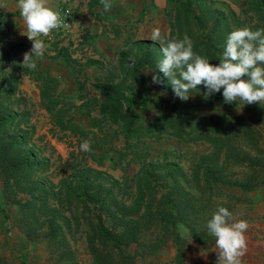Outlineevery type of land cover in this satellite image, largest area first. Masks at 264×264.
I'll list each match as a JSON object with an SVG mask.
<instances>
[{
	"label": "trees",
	"instance_id": "1",
	"mask_svg": "<svg viewBox=\"0 0 264 264\" xmlns=\"http://www.w3.org/2000/svg\"><path fill=\"white\" fill-rule=\"evenodd\" d=\"M165 1L171 17V37L183 40L187 35L193 42V52L213 65L219 64L232 31L248 28L264 32V0H244L240 12L220 8L214 4L215 0ZM94 2L100 3L104 10L101 0H92ZM2 35L0 24V37ZM57 42H53L54 56L63 62L74 60L68 47ZM7 43L19 51L18 43ZM134 43L135 51L129 48L118 53L119 71L124 74L120 81L96 80L92 84L95 93L91 96L87 91L82 92V82H78L81 92L78 95L82 98L79 106H97L99 116L91 115L89 109L86 114L90 125L101 133L98 139L107 142L105 137L114 134L129 143L167 133L182 141L208 142L211 150L197 157L189 173L173 162H151L141 167L134 176V189L128 201L124 195L118 196L125 194L121 192L120 180L97 168L72 169L57 182L41 176L49 169L50 162L32 142L35 128L30 123L31 112L27 105L20 106L25 101L16 94L21 74L36 81L40 104L51 115L54 126L91 142V151L83 152L85 155L98 159L96 150L102 148L103 142L97 140L95 131L86 130L70 114L74 104L57 95V78L50 75L40 61L35 70L29 71L21 67L20 60L11 61L6 55L0 57V195L5 204H18L15 224L29 240L45 242L52 264H84L68 235L81 224H85L89 264H136L137 257L158 251L170 239L177 244L173 263L183 264V239L176 226L183 222L193 235H202L195 221L209 210L212 194L221 190L219 181H227L225 168L247 167L243 177L230 179L228 185L250 189L264 180L262 130L256 122L221 110L209 115L147 116L148 106L155 100L163 101V97L132 96L133 86L142 84L139 76L142 67L146 65L160 76L164 83L159 85L163 89H172L167 78L158 71L163 57L159 54L157 58L156 53H162L161 46L146 39ZM222 92L223 89L194 104L224 103ZM260 111L264 115V106ZM105 126L111 132L105 131ZM251 149L256 153L250 154ZM182 178L199 191V199ZM19 192L26 193V197L20 198ZM91 204L97 206L100 216L104 214L107 223H92ZM0 211L4 217L9 216L1 203ZM0 264L9 262L0 258Z\"/></svg>",
	"mask_w": 264,
	"mask_h": 264
},
{
	"label": "rangeland",
	"instance_id": "2",
	"mask_svg": "<svg viewBox=\"0 0 264 264\" xmlns=\"http://www.w3.org/2000/svg\"><path fill=\"white\" fill-rule=\"evenodd\" d=\"M112 8L103 10L96 16L91 24L84 20L85 34H74V43H70L71 56L74 60L63 62L55 57L53 45L42 39L48 46L40 63L47 67L50 75L57 78L55 92L58 96L73 103L70 114L75 120L88 131L96 132L97 140L101 133L97 127H92L86 110L91 115L99 116L97 106L89 108L79 106L80 97L79 83L82 82V92L87 91L91 96L95 93L92 84L96 80H107L118 82L124 74L120 73L118 67V53L120 50L133 49L135 43L140 40H152L154 30H159L160 38L154 41L162 47H166L169 41L174 40L170 35L171 17L166 11L165 0H109ZM146 2V3H144ZM244 0H215V5L223 9H234L240 12ZM161 3V4H160ZM100 10V8L98 9ZM242 17L244 15H241ZM87 23V24H86ZM0 37V57L5 55L11 61H23V54L32 47V41L21 39L13 41L10 30ZM13 41L19 44V51L11 48L7 42ZM68 42L67 40L63 41ZM163 57V52L156 53V57ZM7 67V66H6ZM264 67V66H262ZM153 70L143 66L139 76L142 84L133 86L131 94L135 97L157 99L163 97V101H153L147 108V116H155L162 113L175 114L183 113L188 115H209L221 110L227 114H237L252 122H256L262 130L261 145L264 148V115L261 108L264 103H253L242 105L236 101L231 104L219 102L196 103L194 101L203 99L206 88L198 85L196 91H190L191 98L182 102L174 96L172 90L163 89L159 84L152 83ZM16 94L24 98L25 103L31 112L30 123L34 125L33 141L44 157L50 162L47 171L41 176L57 182L60 178L68 175L72 169L83 167L97 168L120 180L122 186L118 196H123L128 201L134 189V176L139 169L151 162H173L177 163L189 173L191 166L197 157L211 150V145L205 141H182L175 136L162 133L159 136L143 137L140 140H131L125 143L120 135L105 137L107 142L102 143V148L96 150V158L85 155L80 150L82 142L87 140L81 136L71 134L68 130H60L54 126L51 115L40 104L39 87L36 81L27 74H21ZM193 102V103H192ZM105 131L111 132L107 126ZM92 136V133H90ZM256 153L251 149V153ZM227 181L221 182L220 191L212 194L209 202V210L203 213L195 221L196 229L202 231L197 237L190 231L185 223H178L176 230L183 239V264H216L218 254L215 247L216 237L209 233L207 223L219 207L227 208L236 220H245L249 228L245 233L247 251L241 257V264H264V180L250 189H243L235 185H228L230 179L243 177L247 170L246 165H231L225 168ZM244 174V175H243ZM200 198L197 189L189 186L188 181L181 179ZM26 193L19 192L20 198L26 197ZM0 203L7 208L9 216L4 217L0 211V258L9 264H52L48 249L44 241H32L18 228L14 219L18 210V204H5L1 195ZM74 206V205H73ZM90 216L92 223L103 221L107 218L100 216L97 206L91 204ZM75 207V206H74ZM67 214L69 211H65ZM84 225L81 224L78 230L68 233L71 245L76 249L79 260L84 264L90 263V256L85 247ZM209 236V237H208ZM177 244L169 240L165 246L158 251L145 256H139L136 264H174L173 259L176 253Z\"/></svg>",
	"mask_w": 264,
	"mask_h": 264
},
{
	"label": "clouds",
	"instance_id": "3",
	"mask_svg": "<svg viewBox=\"0 0 264 264\" xmlns=\"http://www.w3.org/2000/svg\"><path fill=\"white\" fill-rule=\"evenodd\" d=\"M105 10L112 8L108 0H101ZM20 15L24 19L32 47L23 54L21 67L35 70L37 61L43 58L48 47L41 35L47 37L51 30L60 27L58 13L46 6L45 0H18ZM160 38L159 30H154L152 40ZM163 59L158 63V71L167 78L174 96L182 102L191 98L190 91L203 85L207 100L223 89L224 103L240 102L242 105L264 103V32L248 28L232 31L226 41L224 52L218 65L193 52V42L185 35L183 40L169 41L162 47ZM152 83L163 84L158 74H153ZM80 150L91 151V142L85 140ZM249 224L236 220L225 207H219L207 223L210 234L216 237L218 249L216 264H241V257L247 251L245 233Z\"/></svg>",
	"mask_w": 264,
	"mask_h": 264
},
{
	"label": "crops",
	"instance_id": "4",
	"mask_svg": "<svg viewBox=\"0 0 264 264\" xmlns=\"http://www.w3.org/2000/svg\"><path fill=\"white\" fill-rule=\"evenodd\" d=\"M89 1H91L90 3L91 10H89V6H88ZM158 1L161 2L163 0H158ZM45 2L47 7L51 8L56 13L58 12V6L61 4V0H45ZM108 2L110 3L109 0ZM69 4L73 11L71 33H74L75 35L78 33L85 34L87 28L84 29V20H86L88 24H91L92 21L96 19L95 17L101 14L100 3L97 2L92 3V0H70ZM99 8L100 10H98ZM20 11L21 10L18 7V0H0V24L3 29V34L8 32L6 31V29L10 30L13 36L12 37L13 41H17V42L21 39L24 40L28 39L26 35H23L27 33V27L24 22V19L20 15ZM74 34L72 35L70 34L69 37L63 39L57 38L53 41H46V42H49L53 45L54 44L53 42L58 41L57 45L67 46L70 53H72L70 49V43H74L75 41L73 39ZM64 40L65 41L67 40L68 42L64 43L63 42Z\"/></svg>",
	"mask_w": 264,
	"mask_h": 264
},
{
	"label": "built area",
	"instance_id": "5",
	"mask_svg": "<svg viewBox=\"0 0 264 264\" xmlns=\"http://www.w3.org/2000/svg\"><path fill=\"white\" fill-rule=\"evenodd\" d=\"M70 0H61V4L58 6V15L60 17V27L51 30L47 37L40 36L45 41H53L57 38L69 37L72 31V18L73 11L69 4Z\"/></svg>",
	"mask_w": 264,
	"mask_h": 264
}]
</instances>
